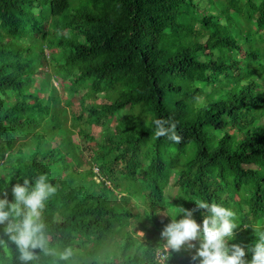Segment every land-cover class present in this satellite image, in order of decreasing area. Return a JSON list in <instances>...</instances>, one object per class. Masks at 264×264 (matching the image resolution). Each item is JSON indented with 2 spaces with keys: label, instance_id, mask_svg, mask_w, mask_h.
Listing matches in <instances>:
<instances>
[{
  "label": "trees",
  "instance_id": "trees-1",
  "mask_svg": "<svg viewBox=\"0 0 264 264\" xmlns=\"http://www.w3.org/2000/svg\"><path fill=\"white\" fill-rule=\"evenodd\" d=\"M50 78L78 97L68 120ZM154 119L176 122L181 142L157 138ZM80 121L83 149L70 137ZM105 124L98 143L82 128ZM45 173L57 192L43 222L52 246L74 250L67 264H161L166 212L196 199L234 211L232 242L252 243L264 229V0H0V192L11 202L12 185ZM17 256L0 248V264Z\"/></svg>",
  "mask_w": 264,
  "mask_h": 264
},
{
  "label": "clouds",
  "instance_id": "clouds-1",
  "mask_svg": "<svg viewBox=\"0 0 264 264\" xmlns=\"http://www.w3.org/2000/svg\"><path fill=\"white\" fill-rule=\"evenodd\" d=\"M155 136L167 137L180 143L176 122L168 119H154ZM57 187L49 182L48 175L39 174L34 181L23 179L11 187L12 201L8 193L0 192V225L7 241L0 239V248L7 250L8 242L15 246L20 264H32L39 259L38 252L44 256L55 257L54 264L67 262L74 255L71 246L62 250L50 244L43 222L46 202L56 194ZM195 208L172 207L166 216L170 217L160 232L158 251L162 253L161 264L169 261L172 253L192 250L191 264H264V229L253 231L255 240L250 244L234 243L239 225L236 214L215 202L196 199ZM203 210L202 222L193 218L194 212ZM177 216L181 218L176 219ZM143 235V233H141Z\"/></svg>",
  "mask_w": 264,
  "mask_h": 264
},
{
  "label": "rangeland",
  "instance_id": "rangeland-1",
  "mask_svg": "<svg viewBox=\"0 0 264 264\" xmlns=\"http://www.w3.org/2000/svg\"><path fill=\"white\" fill-rule=\"evenodd\" d=\"M41 16H42V14H40V17ZM240 25H241V29L243 31H245V32L248 31V26L249 25H246L244 23H240ZM250 27L252 28L253 25H250ZM253 39L255 40V37ZM49 51H48V49H44L45 56H47ZM53 51L57 52L56 49H54ZM25 60H26V58H23V61H25ZM34 62H38L39 63V58H36ZM39 70L40 71H45L44 66L41 65V64L37 65V70H36L35 74L32 76V84H31V86L29 88L30 91H32V92H36L39 89V87H40L38 84H40L42 76H41V73H39ZM49 80H50L49 81V85L53 86L55 88V91L52 93V95H50L46 91L45 93L43 92L42 94L39 93L37 96L38 97H43V96L47 97V96L50 95V96H54V97L59 98L60 106L64 107L66 109L67 120L70 119L72 112H74V113H78L79 112V104L77 102L78 97L71 96L67 91H63V89H61V87L59 86L58 82L55 79L50 78ZM80 95H82V93H80ZM64 101H68L69 105L64 104ZM46 103H47L46 101H43V104H46ZM80 111L82 112V110H80ZM82 113H83V119H84V117L86 116V113H84V112H82ZM83 119H82V121H83ZM133 119H134L133 116L128 115L125 122L128 123V122H130ZM82 121H80L78 125L76 124L75 127L72 128V131L74 132V134H72L70 136L73 144L77 148H80V149H83L84 147H86L85 143H83V140L77 135L78 134L77 133L78 126L82 123ZM68 124L70 125V121L68 122ZM82 128L85 131H87L90 134V136L93 138L94 142H97V143L100 141V139L102 138V136L104 134H108L112 130V128L109 127V124H105V125H102V126H98V125H91L89 127L83 126ZM93 170L96 171L95 169H93ZM175 192H176L175 188L173 187V185L170 184L168 186L167 190H166V196L172 197L175 194ZM118 198H119V200H120L122 205H129V201L130 200H128V198L124 194H119ZM130 204H131V202H130ZM141 209H142L141 205L136 206V210L138 212H140ZM243 209H245V208H243ZM130 228L133 231H135L137 236L143 237V235H141V233H143V232L140 231L139 228H137L135 226L130 227ZM161 255H162V253L158 252L157 256H156V257H158L160 259L159 260L160 262H161Z\"/></svg>",
  "mask_w": 264,
  "mask_h": 264
}]
</instances>
